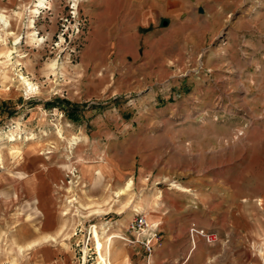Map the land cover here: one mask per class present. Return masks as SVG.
Returning <instances> with one entry per match:
<instances>
[{"label": "rangeland", "instance_id": "obj_1", "mask_svg": "<svg viewBox=\"0 0 264 264\" xmlns=\"http://www.w3.org/2000/svg\"><path fill=\"white\" fill-rule=\"evenodd\" d=\"M36 1L0 0V264L128 255L172 183L264 249V0Z\"/></svg>", "mask_w": 264, "mask_h": 264}, {"label": "crops", "instance_id": "obj_2", "mask_svg": "<svg viewBox=\"0 0 264 264\" xmlns=\"http://www.w3.org/2000/svg\"><path fill=\"white\" fill-rule=\"evenodd\" d=\"M181 2L183 1L176 0L175 6H179ZM144 20L146 23L151 22L152 17H145ZM180 192L158 188L157 195L152 194L149 204L145 201L138 202L139 210L142 209L147 214L148 222L157 227L160 246L154 247L153 254L148 258L145 250L139 246L130 248V253L125 256L117 251L113 252L110 257L114 264H264V249L256 251L257 241L251 236L246 237L245 242L240 238L220 240V206L215 205L216 202L214 210L212 207L208 209L205 202L190 195L192 193L189 191ZM112 214L119 213L113 211ZM243 218H246L249 227L245 235H254L256 228L252 226V219L255 218ZM192 224L198 231L215 233V243L208 245L197 235L191 242L188 232ZM237 226L236 221L233 222L231 230H237ZM231 241L237 248L225 249L224 245ZM225 250H228V259L224 257ZM221 255L223 259H220Z\"/></svg>", "mask_w": 264, "mask_h": 264}, {"label": "built area", "instance_id": "obj_3", "mask_svg": "<svg viewBox=\"0 0 264 264\" xmlns=\"http://www.w3.org/2000/svg\"><path fill=\"white\" fill-rule=\"evenodd\" d=\"M127 234L120 235L118 238L128 245H139L147 254V258L153 254L154 247L160 246V239L157 231L149 225L147 214L143 211L135 213V218L131 221ZM190 240L193 241L195 235L203 238L208 245H213L216 241L215 233L198 231L195 225H191L189 230Z\"/></svg>", "mask_w": 264, "mask_h": 264}, {"label": "bare ground", "instance_id": "obj_4", "mask_svg": "<svg viewBox=\"0 0 264 264\" xmlns=\"http://www.w3.org/2000/svg\"><path fill=\"white\" fill-rule=\"evenodd\" d=\"M76 1V0H75ZM47 0H37L36 1V3L34 4V6H32V7H30V9H29V12H31V13H33V14H38L39 13V9H48V7H47ZM0 20L2 21V23H3V25H2V27L4 26V28H8L9 27V22H8V20L6 19V17H5V15L4 14H2V13H0ZM33 23H34V20L32 19L31 20V22H30V26L31 27H33ZM5 30V29H4ZM6 31V30H5ZM34 41L36 40V38H35V35H33V38H32ZM20 42V39H19V37H16V39H15V43L16 44H18ZM16 49V48H15ZM7 54V53H6ZM10 56V52L7 54V57H9ZM56 64L57 63H53L52 64V68L53 69H55V66H56ZM22 79H23V82H24V84L25 85H27V86H29L31 89H32V86H31V84L30 83H28V81L22 76ZM102 167L104 168V169H106L107 168V165H102ZM84 174L87 176L88 175V171H84ZM102 174V173H101ZM131 185H132V181H130V182H128L127 183V185L124 187V188H122L120 191H118V192H116V197L117 198H120V197H122V195H125V193L126 192H128L129 190H130V187H131ZM172 185V187H174L175 189H178V190H184L185 191V189H183V188H181L179 185H177V184H175V183H172L171 184ZM74 201H75V199H74ZM72 201H70V203H71ZM65 215L67 214V213H64ZM149 225H152V223H149ZM94 227V226H93ZM93 227H92V229H93ZM153 227V226H152ZM91 229V230H92ZM110 241H107L106 242V245H105V247H106V253H105V257L101 260V262H102V264H110L109 263V258H110Z\"/></svg>", "mask_w": 264, "mask_h": 264}, {"label": "water", "instance_id": "obj_5", "mask_svg": "<svg viewBox=\"0 0 264 264\" xmlns=\"http://www.w3.org/2000/svg\"><path fill=\"white\" fill-rule=\"evenodd\" d=\"M163 25H166V23L164 22Z\"/></svg>", "mask_w": 264, "mask_h": 264}, {"label": "trees", "instance_id": "obj_6", "mask_svg": "<svg viewBox=\"0 0 264 264\" xmlns=\"http://www.w3.org/2000/svg\"><path fill=\"white\" fill-rule=\"evenodd\" d=\"M71 116V115H70Z\"/></svg>", "mask_w": 264, "mask_h": 264}]
</instances>
